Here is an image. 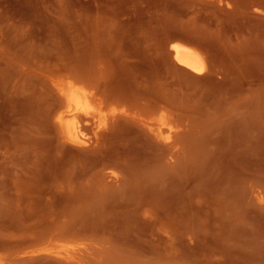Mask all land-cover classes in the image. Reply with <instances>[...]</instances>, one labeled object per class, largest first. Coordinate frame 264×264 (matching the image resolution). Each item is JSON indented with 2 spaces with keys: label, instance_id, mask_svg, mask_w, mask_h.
<instances>
[{
  "label": "rangeland",
  "instance_id": "1",
  "mask_svg": "<svg viewBox=\"0 0 264 264\" xmlns=\"http://www.w3.org/2000/svg\"><path fill=\"white\" fill-rule=\"evenodd\" d=\"M0 264H264V0H0Z\"/></svg>",
  "mask_w": 264,
  "mask_h": 264
},
{
  "label": "bare ground",
  "instance_id": "2",
  "mask_svg": "<svg viewBox=\"0 0 264 264\" xmlns=\"http://www.w3.org/2000/svg\"><path fill=\"white\" fill-rule=\"evenodd\" d=\"M171 49L174 51V59H176V61L183 67H186L197 74H202L207 70V61L205 55L196 46L184 42L176 41L172 44ZM79 84L80 83L76 84V82L72 81L66 83L65 86L63 85L64 87L62 88L61 91L63 96L62 98L63 101H61L62 106L60 105L61 108L59 109L57 115V122L63 128L65 136L70 141L78 144L85 142L84 139L87 136L85 132L86 126L83 124V121H85L86 119L87 120L92 119L95 121L96 125L100 129L101 127L108 124L110 118L109 116L111 115L108 112L107 114L106 111H104V107L101 101L96 102L97 98L96 100L94 99L92 92L87 88V86L81 84L79 85Z\"/></svg>",
  "mask_w": 264,
  "mask_h": 264
}]
</instances>
